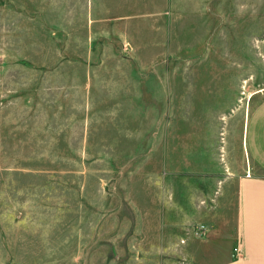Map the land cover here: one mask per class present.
Listing matches in <instances>:
<instances>
[{
  "label": "rangeland",
  "instance_id": "obj_1",
  "mask_svg": "<svg viewBox=\"0 0 264 264\" xmlns=\"http://www.w3.org/2000/svg\"><path fill=\"white\" fill-rule=\"evenodd\" d=\"M263 100L264 0H0V264H204Z\"/></svg>",
  "mask_w": 264,
  "mask_h": 264
},
{
  "label": "crops",
  "instance_id": "obj_2",
  "mask_svg": "<svg viewBox=\"0 0 264 264\" xmlns=\"http://www.w3.org/2000/svg\"><path fill=\"white\" fill-rule=\"evenodd\" d=\"M243 141L247 163L223 182L231 185L234 212L229 220L223 208L202 232L204 264H264V100L248 114Z\"/></svg>",
  "mask_w": 264,
  "mask_h": 264
},
{
  "label": "built area",
  "instance_id": "obj_3",
  "mask_svg": "<svg viewBox=\"0 0 264 264\" xmlns=\"http://www.w3.org/2000/svg\"><path fill=\"white\" fill-rule=\"evenodd\" d=\"M234 251H236V249H234Z\"/></svg>",
  "mask_w": 264,
  "mask_h": 264
}]
</instances>
